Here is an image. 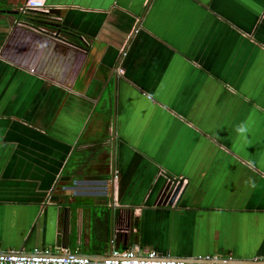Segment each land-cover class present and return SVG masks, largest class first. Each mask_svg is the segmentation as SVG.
<instances>
[{
  "label": "crops",
  "instance_id": "obj_1",
  "mask_svg": "<svg viewBox=\"0 0 264 264\" xmlns=\"http://www.w3.org/2000/svg\"><path fill=\"white\" fill-rule=\"evenodd\" d=\"M43 1L0 0V250L264 257V0Z\"/></svg>",
  "mask_w": 264,
  "mask_h": 264
},
{
  "label": "built area",
  "instance_id": "obj_2",
  "mask_svg": "<svg viewBox=\"0 0 264 264\" xmlns=\"http://www.w3.org/2000/svg\"><path fill=\"white\" fill-rule=\"evenodd\" d=\"M43 0H27L26 8L36 11L44 10ZM178 185V182H177ZM64 254H51L48 251L35 248L31 253L3 252L0 250V264H91L87 258H72ZM206 264H264V257L254 259L250 262H224L216 263L206 259ZM98 264H186L183 261H176L159 257L154 252L144 256H137L134 249L124 251H112L109 257Z\"/></svg>",
  "mask_w": 264,
  "mask_h": 264
},
{
  "label": "water",
  "instance_id": "obj_3",
  "mask_svg": "<svg viewBox=\"0 0 264 264\" xmlns=\"http://www.w3.org/2000/svg\"><path fill=\"white\" fill-rule=\"evenodd\" d=\"M0 13H10V12H8V11H4V10H0ZM41 24H44V25H46V26H50V27H56V28H58V29H63V27H61L60 25H55V24H53V23H40V24H38V25H41ZM169 187V186H168ZM180 187V186H179ZM166 191L168 192V197L170 196V201H172L175 197H176V195H177V193L179 192V188L177 187V188H168V189H166ZM165 194V193H164ZM167 199V198H166ZM127 249V248H126ZM123 250H125V248L123 249ZM81 257H83V258H88V260L89 261H91L93 264H98L100 261H96L95 260V258H94V256L93 255H84V254H81L80 255ZM101 258H102V260L101 261H103V260H105L107 257H109V256H100ZM217 263V262H216ZM220 263H224V262H220ZM204 264H206V263H204Z\"/></svg>",
  "mask_w": 264,
  "mask_h": 264
},
{
  "label": "clouds",
  "instance_id": "obj_4",
  "mask_svg": "<svg viewBox=\"0 0 264 264\" xmlns=\"http://www.w3.org/2000/svg\"><path fill=\"white\" fill-rule=\"evenodd\" d=\"M239 130H240V131H243V128L241 127Z\"/></svg>",
  "mask_w": 264,
  "mask_h": 264
},
{
  "label": "trees",
  "instance_id": "obj_5",
  "mask_svg": "<svg viewBox=\"0 0 264 264\" xmlns=\"http://www.w3.org/2000/svg\"><path fill=\"white\" fill-rule=\"evenodd\" d=\"M62 32V31H61ZM65 31H63V33H64Z\"/></svg>",
  "mask_w": 264,
  "mask_h": 264
}]
</instances>
